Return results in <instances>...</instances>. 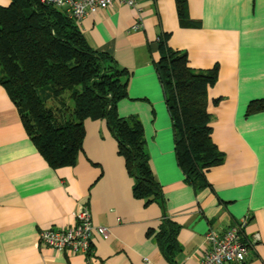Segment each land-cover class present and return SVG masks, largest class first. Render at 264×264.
<instances>
[{
    "label": "crops",
    "instance_id": "0c3cea01",
    "mask_svg": "<svg viewBox=\"0 0 264 264\" xmlns=\"http://www.w3.org/2000/svg\"><path fill=\"white\" fill-rule=\"evenodd\" d=\"M134 2L113 0L76 25L93 50L126 70L117 112L142 125L161 202L132 195L134 181L102 119L84 121L74 165L51 168L0 85V264H197L209 249L207 232L236 222H243L241 238L249 244L240 264H264V110L247 113L251 101L264 99V0H186L187 26L178 21L175 0ZM160 38L194 69L217 66L207 110L224 158L206 171L207 185L199 189L176 160L155 66ZM85 206L93 225L107 231L93 234L87 253L36 246L40 230L71 227ZM164 220L178 226L177 248L168 255L157 239Z\"/></svg>",
    "mask_w": 264,
    "mask_h": 264
},
{
    "label": "trees",
    "instance_id": "16d2710c",
    "mask_svg": "<svg viewBox=\"0 0 264 264\" xmlns=\"http://www.w3.org/2000/svg\"><path fill=\"white\" fill-rule=\"evenodd\" d=\"M175 5L180 25H190L186 0H175ZM158 45L155 66L174 130L176 160L186 181L199 189L207 185L206 171L224 158L212 141L207 110L217 66L194 69L163 38ZM125 76L126 70L108 54L93 50L76 23L56 7L40 0L0 5V85L45 162L54 169L74 165L82 151L84 121L102 119L134 181L132 195L146 203L161 202L142 125L135 116L117 112V103L126 97ZM261 110L264 99L247 106V113ZM177 231L173 222H162L157 239L167 255L177 248Z\"/></svg>",
    "mask_w": 264,
    "mask_h": 264
},
{
    "label": "built area",
    "instance_id": "2783aa9c",
    "mask_svg": "<svg viewBox=\"0 0 264 264\" xmlns=\"http://www.w3.org/2000/svg\"><path fill=\"white\" fill-rule=\"evenodd\" d=\"M65 13L75 23L87 14L108 8L113 0H40ZM130 6L134 0H120ZM243 222L223 230L211 229L206 234L209 249L197 264H240L245 260L249 244L242 240ZM106 236V228L93 225L88 208L82 207L75 215V223L67 228H47L38 232L36 246H46L56 251L85 254L90 250L93 234ZM258 237H255V242Z\"/></svg>",
    "mask_w": 264,
    "mask_h": 264
}]
</instances>
